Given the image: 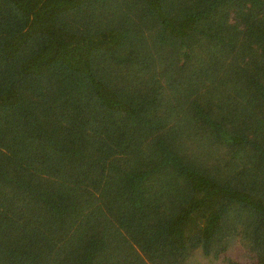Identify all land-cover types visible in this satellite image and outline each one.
Instances as JSON below:
<instances>
[{"label": "trees", "instance_id": "trees-1", "mask_svg": "<svg viewBox=\"0 0 264 264\" xmlns=\"http://www.w3.org/2000/svg\"><path fill=\"white\" fill-rule=\"evenodd\" d=\"M264 264V0H0V264Z\"/></svg>", "mask_w": 264, "mask_h": 264}, {"label": "rangeland", "instance_id": "rangeland-1", "mask_svg": "<svg viewBox=\"0 0 264 264\" xmlns=\"http://www.w3.org/2000/svg\"><path fill=\"white\" fill-rule=\"evenodd\" d=\"M205 259H202L201 257L197 256V260L195 261V264H203Z\"/></svg>", "mask_w": 264, "mask_h": 264}]
</instances>
